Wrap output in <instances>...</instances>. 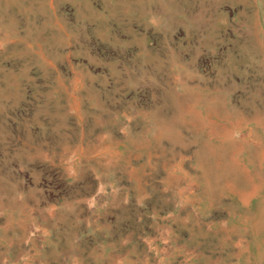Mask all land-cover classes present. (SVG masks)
Listing matches in <instances>:
<instances>
[{
	"label": "rangeland",
	"instance_id": "374dc122",
	"mask_svg": "<svg viewBox=\"0 0 264 264\" xmlns=\"http://www.w3.org/2000/svg\"><path fill=\"white\" fill-rule=\"evenodd\" d=\"M0 264H264V0H0Z\"/></svg>",
	"mask_w": 264,
	"mask_h": 264
},
{
	"label": "bare ground",
	"instance_id": "6f19581e",
	"mask_svg": "<svg viewBox=\"0 0 264 264\" xmlns=\"http://www.w3.org/2000/svg\"><path fill=\"white\" fill-rule=\"evenodd\" d=\"M246 178H247V179H250V178H248V177H246ZM247 179H246V180H247ZM248 182H249V181H248ZM249 183H250V185H251L252 188H255V186H252L254 183H252V182H249ZM247 194H248V193H247Z\"/></svg>",
	"mask_w": 264,
	"mask_h": 264
}]
</instances>
